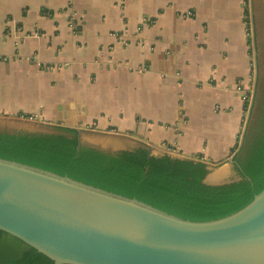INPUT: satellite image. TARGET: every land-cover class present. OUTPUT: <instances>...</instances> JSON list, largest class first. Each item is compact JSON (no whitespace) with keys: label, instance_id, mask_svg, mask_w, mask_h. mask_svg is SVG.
Returning <instances> with one entry per match:
<instances>
[{"label":"crops","instance_id":"1","mask_svg":"<svg viewBox=\"0 0 264 264\" xmlns=\"http://www.w3.org/2000/svg\"><path fill=\"white\" fill-rule=\"evenodd\" d=\"M242 1L0 0V116L201 157L220 183L251 77Z\"/></svg>","mask_w":264,"mask_h":264},{"label":"water","instance_id":"2","mask_svg":"<svg viewBox=\"0 0 264 264\" xmlns=\"http://www.w3.org/2000/svg\"><path fill=\"white\" fill-rule=\"evenodd\" d=\"M0 231L52 264H264V191L229 217L195 223L0 160Z\"/></svg>","mask_w":264,"mask_h":264},{"label":"trees","instance_id":"3","mask_svg":"<svg viewBox=\"0 0 264 264\" xmlns=\"http://www.w3.org/2000/svg\"><path fill=\"white\" fill-rule=\"evenodd\" d=\"M255 104L233 155L238 180L223 186L203 183L209 171L201 157L153 155L147 147L111 153L80 145L79 132L64 127H47L46 132L0 131V160L135 201L183 221H217L239 212L264 191V119L257 129H250ZM0 264L52 262L0 231Z\"/></svg>","mask_w":264,"mask_h":264},{"label":"rangeland","instance_id":"4","mask_svg":"<svg viewBox=\"0 0 264 264\" xmlns=\"http://www.w3.org/2000/svg\"><path fill=\"white\" fill-rule=\"evenodd\" d=\"M243 12L246 19L247 42L249 46V65L251 66V77L248 87L251 89L250 98L253 95V103L255 106V114L253 115L250 129H257L264 119V0H243ZM252 109V108H251ZM251 112V111H250ZM249 113L247 105L244 106V115ZM250 119V117H249ZM243 126V124H242ZM248 124L246 125L247 129ZM48 126H36L28 121L14 120L0 116V131L5 132H46ZM251 136V133H250ZM83 145H91L83 143ZM120 152V151H117ZM175 158L185 157L175 153ZM189 158V157H188ZM197 159V158H190ZM218 166V164H213ZM221 167L219 163L218 169ZM229 173H225L219 178L220 183H232L237 181V175L234 167L229 166ZM210 184H218L207 179Z\"/></svg>","mask_w":264,"mask_h":264},{"label":"built area","instance_id":"5","mask_svg":"<svg viewBox=\"0 0 264 264\" xmlns=\"http://www.w3.org/2000/svg\"><path fill=\"white\" fill-rule=\"evenodd\" d=\"M251 93V89L250 87L248 88L247 92L245 93V105H247L248 109H249V113H247L245 116H244V119H243V126L241 127V132H240V137H239V143L242 142V138L245 134V131H246V125L249 123V117H250V111H251V108L253 106V95H252V98H250V94Z\"/></svg>","mask_w":264,"mask_h":264}]
</instances>
